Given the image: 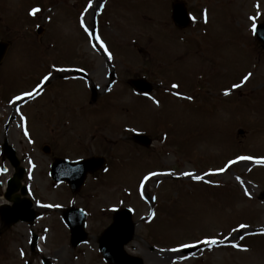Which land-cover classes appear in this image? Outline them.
<instances>
[{"label": "rangeland", "instance_id": "rangeland-1", "mask_svg": "<svg viewBox=\"0 0 264 264\" xmlns=\"http://www.w3.org/2000/svg\"><path fill=\"white\" fill-rule=\"evenodd\" d=\"M165 1L97 0L90 12L92 0H0V40L9 43L0 62V145L5 138L32 157L31 188L41 202L59 200L60 190L46 185L49 156L29 140L59 139L52 154L110 156L114 173L101 192L115 190L93 205L116 203L120 192L134 210L128 245L144 264H264L256 257L264 253V233L241 240L237 230L239 222L264 226V166L238 160L218 171L230 157L264 156V51L252 34L264 20V0H183L191 16L183 30L173 26ZM34 8L40 11L32 15ZM71 68L82 69L87 84ZM136 76L154 85L151 94L129 86ZM18 96L24 101L14 102ZM133 132L154 138L153 146L135 144ZM1 164L8 170L0 172V204L12 173L0 150ZM149 173L158 175L145 180ZM195 176L201 179L191 182ZM78 201L84 205L83 191ZM98 225L89 227L96 232ZM64 229L56 225L55 235L39 240L41 253L30 255L25 226L6 228L0 218V264L33 257L36 264L42 255L53 264H101L95 252L56 235ZM213 238L220 241L200 243L191 254L180 247Z\"/></svg>", "mask_w": 264, "mask_h": 264}, {"label": "water", "instance_id": "water-1", "mask_svg": "<svg viewBox=\"0 0 264 264\" xmlns=\"http://www.w3.org/2000/svg\"><path fill=\"white\" fill-rule=\"evenodd\" d=\"M173 20H174L175 24L179 27H184L188 24L189 20H188L187 14L185 13V10H183V8L180 5L175 6V11L173 13ZM255 34H256L257 39H259L263 43V47H264V23L258 25L255 28ZM6 47H7V44L5 42H0V59L2 58ZM130 83H131V85H133L136 89H138L140 91L149 92L151 90V85L149 83H147L142 78L130 80ZM135 139L137 141L143 143V144L149 143L147 138H145V136H142V135L135 136ZM6 148H9V147H6ZM8 157L11 161H13L15 163L13 155H10ZM59 162H61V161H57L55 163V166L61 165V163H59ZM91 164H95V165L98 164L97 166H99V165H101V160L92 158V159L81 160V161H77L75 163H68L65 165L63 164V165L66 166L68 169H71L74 167H80L81 168L82 166L84 167L85 165H91ZM21 174H22V169L20 168V169H18V172L15 174V177L9 182V187H8V192L6 194V197H8L11 193H13L14 191L17 190V188L19 186L18 179L21 177ZM64 178H66V177H63L61 179H64ZM21 191H22V193H24L23 187H22ZM13 202H14V204L10 209H8L7 207L1 208V214L8 224L11 222L17 221L18 216L16 217L15 214L18 213V210L23 205H25V203H21V201H19L17 199H15ZM126 212L127 211H119L117 213L113 226L116 225L115 227H117L118 224H120L122 222L123 217H125V216L129 217V214ZM23 217H24L23 215L20 216L21 219H24ZM114 230H113V232H114ZM130 233L131 232H128L126 234V238H124L122 240L121 239L117 240L114 236H111V238L102 237L101 248L103 250V253H104L106 259L109 260L111 263H114V264H141V261L139 259L130 258V257L124 255L123 252L121 251L122 245L129 240ZM78 242H80L79 239L74 240V243H78Z\"/></svg>", "mask_w": 264, "mask_h": 264}, {"label": "flooded vegetation", "instance_id": "flooded-vegetation-1", "mask_svg": "<svg viewBox=\"0 0 264 264\" xmlns=\"http://www.w3.org/2000/svg\"><path fill=\"white\" fill-rule=\"evenodd\" d=\"M58 151H61V150L58 149ZM52 152H53V146L51 148V153H50V155L52 157H54V155H56V156H66V157L71 158L70 156H68V154H63V153L52 154ZM100 177H102V175H98L97 172L89 175L87 177L83 187L81 188V190L83 191V195H85V199H86V201H84V205L83 204H81V205H82V208L86 212L88 222L93 223V222L98 221V223L102 224V225H98V227H97L98 230H96V232H93L91 229H89V233L92 232V233L97 234V235L102 233L103 230L106 228V226L109 224V222L112 218V215H113V211H114V209L113 210L112 209L105 210V207L102 203H98L96 205H93L95 203V201H97V200H99L100 202H103V200H101V198L98 195L95 196L92 193L94 188L99 185ZM84 187H85V189H83ZM69 197L74 198L72 196H69ZM77 200H78V196H77ZM48 219L53 223L57 220H61V217L55 216V217H51Z\"/></svg>", "mask_w": 264, "mask_h": 264}, {"label": "snow or ice", "instance_id": "snow-or-ice-1", "mask_svg": "<svg viewBox=\"0 0 264 264\" xmlns=\"http://www.w3.org/2000/svg\"><path fill=\"white\" fill-rule=\"evenodd\" d=\"M39 11H40V10H39L38 8H34V9L31 10V13H30V14L35 15V14H36L37 12H39ZM251 19H255V18L252 17ZM254 27H255V26H254ZM250 76H251V73H248L247 75H245V76L243 77L244 81H247V80L249 79ZM44 79L47 80L48 77L45 76ZM239 86H240V85H234L233 87H239ZM173 87H178V85H173ZM227 94H228V93H227V91H226V92H225V95H227ZM24 95L30 97V96L33 95V93H32V92H27V93H25ZM21 98H22V97H19V96L16 97L17 100H19V99H21ZM189 99H191V98L189 97ZM252 159H254V158H253V157H250V156H241V157H237L236 160H230V161L228 162V164L225 165L224 168H221V169H219L218 171H220V172L225 171V169H226L229 165L236 163L238 160H252ZM256 162H257V163H264V158H259V159H257ZM154 175H158V173H150L149 176H146L144 179L147 180V179H149L150 176H154ZM183 175L190 176V177L193 176V174L190 173V172L183 173ZM193 178H194V179H197V180H200V179H201L200 176H195V177H193ZM245 192H246V194H248V193H247V190H245ZM240 227L243 228V227H246V226H245V225H241ZM233 231H235V229H234ZM203 242L206 243V244H215L217 241H216L215 239H211V240H207V239H206V240L203 241ZM180 247H182V248H186V247H192V245L182 244ZM172 251H178V249H172Z\"/></svg>", "mask_w": 264, "mask_h": 264}, {"label": "bare ground", "instance_id": "bare-ground-1", "mask_svg": "<svg viewBox=\"0 0 264 264\" xmlns=\"http://www.w3.org/2000/svg\"><path fill=\"white\" fill-rule=\"evenodd\" d=\"M96 5H97V0H92L91 4L88 6V9H87V10L90 11V12L93 11V10L95 9ZM262 227L264 228V226H262ZM243 233H244V231H243ZM173 255L176 256V255H177V252H173V253H172V256H173ZM168 256H169V255H168ZM262 263H263V262H262Z\"/></svg>", "mask_w": 264, "mask_h": 264}]
</instances>
